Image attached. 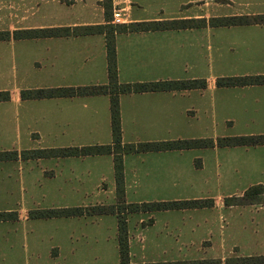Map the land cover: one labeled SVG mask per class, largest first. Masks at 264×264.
<instances>
[{"label": "crops", "instance_id": "crops-1", "mask_svg": "<svg viewBox=\"0 0 264 264\" xmlns=\"http://www.w3.org/2000/svg\"><path fill=\"white\" fill-rule=\"evenodd\" d=\"M101 1L61 2L66 11L60 10L56 16L51 13L48 18L42 16L32 23L29 15L33 9L29 8L31 12L27 14V9L19 8L17 13L18 2L12 0L8 6L11 12L5 18L7 28L14 31L104 24ZM231 4L247 11L220 12ZM114 5L127 11L118 24L264 14V0H112ZM0 44L7 45L11 65L7 69L12 77L11 80L7 77L12 85L0 87V91L10 92L9 100L0 101V141L29 140L38 147L0 150L19 154L16 159L0 161V212L18 215L16 220H0V264H8L16 251L25 254L35 250L38 239L29 237L34 229L46 231L49 255H60L65 244L74 240L73 254L95 255L102 260L99 264H119L115 214L34 219L28 217V212L43 208L29 209L23 204L24 196L16 203L14 197L19 192L73 200L105 189L116 197L112 154L20 156L22 151L112 142L108 94L20 98L24 89L107 84L105 35L9 39ZM114 45L120 84L206 81L204 88L119 94L123 144L264 135V84L216 85V79L222 76L264 75V24L117 32ZM215 67L228 69L233 76L208 75ZM238 67L242 70L233 73ZM207 129L212 130L211 135L205 132ZM122 167L126 203H140L141 199L213 200L212 206L204 208L128 213L129 256L135 248L153 257L140 263L198 260L201 258L183 259L184 254L198 247L211 248L212 242H218L221 247L224 242H230L233 250L229 256L210 258L219 260L220 264L235 257L264 256V251L259 255L248 251L245 255L237 253L240 248L264 250V204L223 203L225 197L242 195L253 185L264 186V144L129 152L122 155ZM136 199L140 202H131ZM132 219L136 220L135 228L130 227ZM49 221L55 224L52 229L45 227ZM163 256L177 257L160 259ZM130 263L137 264L131 257Z\"/></svg>", "mask_w": 264, "mask_h": 264}, {"label": "trees", "instance_id": "trees-1", "mask_svg": "<svg viewBox=\"0 0 264 264\" xmlns=\"http://www.w3.org/2000/svg\"><path fill=\"white\" fill-rule=\"evenodd\" d=\"M105 23L96 25L61 26L48 28H34L22 30H0V41L9 39H32L53 36H77L90 34H104L106 38V55L108 83L105 85H90L79 87H55L35 88L20 91L21 99H42L55 97L89 96L108 94L110 97V117L112 142L106 145H90L82 147L56 148L48 151L30 150L22 151L23 158L39 157L51 154L54 156H86L112 154L114 162V178L116 183V203L109 205L78 206L65 208L35 209L28 212L29 218L48 219L55 217L89 216L115 214L118 220V248L119 264H131L128 247V234L126 215L133 212H150L164 210H178L188 208H204L213 205L212 199H189L173 201H154L142 203H126L124 199L122 155L129 152L139 151H161L171 149H189L214 146H236L264 144V135H241L232 137H217L205 139H179L166 142L147 143H122L121 125L119 116L118 95L121 93L158 91L167 89H192L204 88L206 81L201 80H175L157 81L147 83H125L120 84L117 80V66L114 45V34L117 32L149 31L183 29L199 26H231L247 24H264V14L261 15H235L212 18H187L154 20L134 23H112V0H102ZM251 84H264V75L220 77L216 79V85L242 86ZM10 99V92L0 91V101ZM17 151H0V161L18 158ZM198 163H196V166ZM262 197V198H260ZM224 205H249L264 204V186L261 184L249 187L242 195L225 197ZM16 212H0V220H16ZM137 264H220L215 259H198L191 261L161 262V263H137ZM226 264H264V256H248L241 258H230Z\"/></svg>", "mask_w": 264, "mask_h": 264}, {"label": "rangeland", "instance_id": "rangeland-1", "mask_svg": "<svg viewBox=\"0 0 264 264\" xmlns=\"http://www.w3.org/2000/svg\"><path fill=\"white\" fill-rule=\"evenodd\" d=\"M71 2L72 0H57V1H52V0H17V5L15 6L16 12H19V8L21 10L27 9V14L31 12L29 8L33 9L32 14L29 15V18L32 23H35L37 20H40L42 16H46L47 18L51 15V13L54 14V16L60 14L61 11H66L65 6L62 5L61 2ZM12 5V0H0V30H8L7 24L6 23V15L8 12H11L10 9H8V6ZM239 11L242 13H245L247 11V8L244 7H239L237 4H231L229 7H223L220 12L226 13V12H235ZM22 12V11H21ZM71 12H75V9L72 10ZM80 12V11H79ZM112 12H113V7H112ZM46 18V19H47ZM113 18V16H112ZM26 48L25 50H27ZM7 45H1L0 44V87L1 86H6V85H12L9 84L7 80V77L9 76L11 80V65H10V56L8 57L7 53ZM10 51V47H9ZM9 67V69H7ZM239 68V70H238ZM234 68L233 73H239L238 71H241L242 68L238 67ZM214 70H211L208 75H217L222 76H233L230 75L228 69H219V68H213ZM238 74H235L237 76ZM224 77V76H222ZM211 129H207L205 132L211 135ZM188 131L186 130L185 133ZM211 137V136H207ZM206 138V137H204ZM190 139V138H189ZM215 139V138H214ZM29 140H22V143H17V142H12L11 140L8 141H0V150L3 149H15V148H38L34 147L35 143L34 142H28ZM13 147V148H12ZM29 195H33L32 198H28ZM217 195V194H213ZM23 196L26 198L24 205H27L29 209H34L35 207L37 208H50V207H64V206H78L80 205H95V204H113L115 203V194L110 192L109 190L105 189L104 191L96 192L93 194H89L88 196L86 195L85 197L79 196L78 199H68V198H54L49 194H21L19 192H16L14 194L15 197V203L23 199ZM136 197H141L140 195H137ZM262 198V197H260ZM154 202L153 200H132L131 202ZM14 202V199H13ZM137 218V217H134ZM34 222H40L38 220H34ZM135 222L136 220L132 219L130 222V227L135 228ZM48 229H52L55 224L53 222H46L45 223ZM138 225H136L137 227ZM46 231L44 230H38L34 229L32 230V233L30 232L29 237L31 239L37 238V246L35 250L30 249L27 253H23L22 251H16L15 257L11 258L8 264H99L102 260L99 259V257L95 258V255L91 256H86L84 253V256H79V254L74 253V245L73 242L65 244V248L62 250V253L58 256H52L48 254V250L46 249V246H48V238L46 236ZM37 235V236H36ZM140 234H138L139 236ZM140 237V236H139ZM86 240L85 242L90 245L91 242L88 237H85ZM114 243V242H113ZM81 244V241H80ZM137 244L139 246L140 241L137 239ZM213 246L211 248H203L201 249L200 247L193 248L192 250H195L194 252L191 253H186L185 258L184 256L178 258L179 260L183 259H194V258H201V259H210L211 257H219L222 255H227L229 256V252L231 250V246H229L230 242H224L222 244V247L218 242H212ZM85 250L87 251L88 248L87 246L85 247ZM237 250V249H236ZM233 251V250H231ZM251 252L253 253L252 255H259L261 252L264 250H261L259 247H254L252 249L246 250L240 248V250H237V253L239 255H242L243 253L246 252ZM51 253V251H50ZM262 254V253H261ZM245 255V254H243ZM131 260L134 263H140V262H147L149 259L153 258L149 256L147 253L136 250L133 248V255L130 256ZM170 257H177V256H163L160 259H176V258H170ZM179 257V256H178Z\"/></svg>", "mask_w": 264, "mask_h": 264}, {"label": "built area", "instance_id": "built-area-1", "mask_svg": "<svg viewBox=\"0 0 264 264\" xmlns=\"http://www.w3.org/2000/svg\"><path fill=\"white\" fill-rule=\"evenodd\" d=\"M126 10L125 8H121V7H117V5L113 6V12H112V21L115 23H118L120 21H122V19H124L125 15H126Z\"/></svg>", "mask_w": 264, "mask_h": 264}]
</instances>
